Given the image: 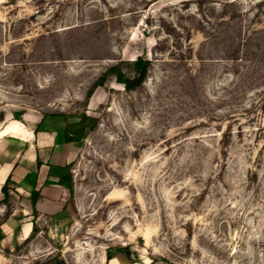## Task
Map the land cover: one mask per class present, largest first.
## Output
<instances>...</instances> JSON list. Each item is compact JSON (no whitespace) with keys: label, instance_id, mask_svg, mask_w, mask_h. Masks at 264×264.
<instances>
[{"label":"rangeland","instance_id":"rangeland-1","mask_svg":"<svg viewBox=\"0 0 264 264\" xmlns=\"http://www.w3.org/2000/svg\"><path fill=\"white\" fill-rule=\"evenodd\" d=\"M139 57L142 85L93 88ZM0 113L22 136L98 120L70 218L31 211L21 237L1 193L0 264H264V0H0Z\"/></svg>","mask_w":264,"mask_h":264},{"label":"crops","instance_id":"crops-1","mask_svg":"<svg viewBox=\"0 0 264 264\" xmlns=\"http://www.w3.org/2000/svg\"><path fill=\"white\" fill-rule=\"evenodd\" d=\"M34 126L27 128L26 136L13 135L8 126L0 129V199L2 188L8 181L15 185V191L21 199V214L26 232H31L33 225L27 221L30 217L32 195H41L36 203L38 215L64 221L72 216V199L67 186L69 165L78 154V143H66L64 136L65 120L61 117L47 116L35 121ZM34 127V128H33ZM4 130V134L1 132ZM0 208V216L4 213ZM15 214L12 215L13 218ZM9 218V219H11ZM14 219V218H13ZM26 219V221H25ZM14 228L11 235L15 236ZM104 264H125L113 257Z\"/></svg>","mask_w":264,"mask_h":264},{"label":"trees","instance_id":"trees-1","mask_svg":"<svg viewBox=\"0 0 264 264\" xmlns=\"http://www.w3.org/2000/svg\"><path fill=\"white\" fill-rule=\"evenodd\" d=\"M135 67V76L133 78L127 77L123 71L118 67H112L108 69L104 75L103 78L100 79V81L96 82L93 88L103 86L104 82L106 81L108 76H115L117 80L124 84L125 88L128 90H134L136 86L142 85L145 81L149 67L150 62L148 60H144L143 58L139 57L134 62ZM23 113H14V119L21 120V115ZM4 119V113H0V123ZM65 127H64V136L66 143H81L85 137V135L88 132H93L98 128V120L95 117H92L90 115H87L86 113H83L77 121L72 123H67L65 120ZM12 183L11 179H8L6 184L2 188V192L4 194V199L8 200V185ZM41 199V195L38 193H34L32 195V206H33V213L38 214L36 211V203L37 201ZM34 231V229H33ZM3 237L0 235V240H2ZM29 239V238H28ZM108 260H111L112 257L108 254L107 256Z\"/></svg>","mask_w":264,"mask_h":264}]
</instances>
